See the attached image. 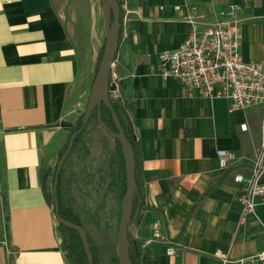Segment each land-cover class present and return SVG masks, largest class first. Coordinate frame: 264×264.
<instances>
[{
  "label": "crops",
  "instance_id": "obj_1",
  "mask_svg": "<svg viewBox=\"0 0 264 264\" xmlns=\"http://www.w3.org/2000/svg\"><path fill=\"white\" fill-rule=\"evenodd\" d=\"M118 1L122 28L111 73L144 190L128 223L136 260L239 264L264 248V202L241 217L240 184L233 180L235 172L249 174L264 103L231 108L225 97L189 89L160 74L157 54L184 39L191 5L210 24L218 9L236 2L241 54L264 64V0ZM103 34L102 0H0V264H70L42 176L84 111ZM218 148L242 158L221 168ZM123 165L115 138L90 118L59 171L64 204L91 250L108 256L116 252ZM170 245L174 254L166 252Z\"/></svg>",
  "mask_w": 264,
  "mask_h": 264
},
{
  "label": "built area",
  "instance_id": "obj_2",
  "mask_svg": "<svg viewBox=\"0 0 264 264\" xmlns=\"http://www.w3.org/2000/svg\"><path fill=\"white\" fill-rule=\"evenodd\" d=\"M174 8H179L174 5ZM241 6L230 2L218 9V19L210 24L199 19L198 7L191 5L186 16L188 30L184 39L174 48L162 49L157 54V66L164 77H175L187 88L197 89L207 96H222L229 100L231 108H248L264 103V64L245 60L241 54L242 29L238 13ZM110 98L120 97L116 76L110 72ZM247 128L246 122L240 129ZM218 163L226 168L242 158L226 148L217 149ZM264 113L260 126L259 146L251 160L249 174H233L240 184L241 217L256 214L257 205L264 202ZM168 254L176 249L170 245ZM217 254L226 260L218 249ZM239 264H264V248L237 259Z\"/></svg>",
  "mask_w": 264,
  "mask_h": 264
},
{
  "label": "water",
  "instance_id": "obj_3",
  "mask_svg": "<svg viewBox=\"0 0 264 264\" xmlns=\"http://www.w3.org/2000/svg\"><path fill=\"white\" fill-rule=\"evenodd\" d=\"M102 19L104 30V43L102 53L97 64L94 78L91 83L90 92L86 106L81 116V124L70 134L67 145L57 161L53 181V207L56 220L78 233L86 253V262L80 264H94L92 250L88 236L81 224L64 219L59 213L58 198L56 195V182L60 168L67 154L72 149L76 136L85 128L93 110L99 125L112 137L117 138L121 145L125 168V190L121 199V212L117 227L116 252L119 264H133L130 257V240L128 234V223L134 218L133 201L135 195L144 196L141 178L136 176L139 160L136 158L131 142L125 135L120 119L115 112L109 96V76L111 66L119 44L120 34V4L118 0H102ZM104 104L111 113L116 130L111 129L101 118L100 106ZM137 210V209H136Z\"/></svg>",
  "mask_w": 264,
  "mask_h": 264
},
{
  "label": "trees",
  "instance_id": "obj_4",
  "mask_svg": "<svg viewBox=\"0 0 264 264\" xmlns=\"http://www.w3.org/2000/svg\"><path fill=\"white\" fill-rule=\"evenodd\" d=\"M122 17H123L122 16V8L120 6V34H121V28H122ZM120 34H119V37H120ZM102 49H103V44H102V46L100 48V51H99V54H98L96 68H97V64L99 62L101 53H102ZM96 68H95V71H96ZM110 99H111L113 108H114L115 112L117 113V115H118V117L120 119V123H121V125H122V127L124 129L125 135L127 136L129 141L131 142V145L133 147L135 156L137 158L136 145H135V141H134V134H133L131 128L129 127V125H128V121H127V118H126V112L124 110V106H123V103L121 101V98L120 97H118V98H112L111 97ZM100 114H101V118L105 122V124L108 125L111 129L116 130V127H115L114 122H113L112 117H111L110 110L104 104H101V106H100ZM81 116H82V114L79 116L77 121L73 124L70 134L73 132V130L75 128H78L80 126V124H81ZM91 117H95L96 118L95 110H93V112L91 114ZM83 130L76 136L73 146L80 139V136H81ZM67 141L64 144V147H63L61 153L64 151V149H65V147L67 145ZM115 141H116L118 149L120 151H122L119 140L117 138H115ZM56 166H57V163H56ZM56 166H55V168H54V170L52 172V177L53 178H54ZM137 168H138V165H137ZM49 171H50V169L47 170L43 174L42 182H43V188L45 187V195H46L47 202L51 206V208L53 210V214H54L53 190L50 193L46 190V180L49 177V174H50ZM136 176H137V169H136ZM59 182H60V179H59V176H58L57 182H56V185H55V188H56L55 192H56V195H57V198H58V205H59V213H60V215L64 219H67V220H70V221H73V222L81 224L79 219H78V217L64 204V202L62 200V196H61V194L59 192ZM122 182H123V193H124V190H125V168H124V165H123ZM143 197H141L139 194L135 195L134 201H133V214L135 213L136 209L142 203ZM58 227L62 231L63 236H64V238H66V242L68 243L67 245H68V250L70 252V256L69 255H66V256H67V259H68L69 263L70 264H80V260H84L86 262V253H85V250L83 248L81 239H80L78 233L76 232V230H74L73 228H70V227H68V226H66V225H64V224H62L60 222H58ZM130 257H131V260H132L133 264H139L138 261L136 260V257L134 255L133 249L131 247V244H130Z\"/></svg>",
  "mask_w": 264,
  "mask_h": 264
},
{
  "label": "rangeland",
  "instance_id": "obj_5",
  "mask_svg": "<svg viewBox=\"0 0 264 264\" xmlns=\"http://www.w3.org/2000/svg\"><path fill=\"white\" fill-rule=\"evenodd\" d=\"M100 39L102 40L103 36L100 37ZM91 118L96 119L95 117H91ZM55 166H56V164H54V166L52 168H50V171H49L50 174L46 180V190L49 193L52 191V186H53V181H54V178L52 177V172H53ZM55 222L57 224V232H58V236L60 238L61 246L63 247L66 255L70 256V252L68 250V245H67L68 243L66 242V238H64L62 231L58 227V221L56 220V218H55ZM92 256H93L94 264H119L116 252H112L111 255L108 256V254L105 252V250H101V248H99L98 251H97V249H96V251H92ZM81 262H85V261L80 260V263Z\"/></svg>",
  "mask_w": 264,
  "mask_h": 264
}]
</instances>
